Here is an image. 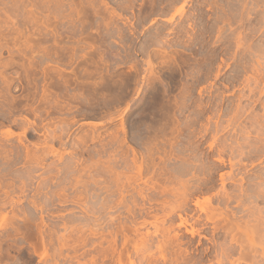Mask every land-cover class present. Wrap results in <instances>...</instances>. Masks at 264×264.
Instances as JSON below:
<instances>
[{
	"label": "rangeland",
	"instance_id": "374dc122",
	"mask_svg": "<svg viewBox=\"0 0 264 264\" xmlns=\"http://www.w3.org/2000/svg\"><path fill=\"white\" fill-rule=\"evenodd\" d=\"M263 19L264 0H0V264H91L95 230L119 249L128 241L122 234L140 228L150 233L149 245L157 246V230L179 224L177 211L172 224L162 223L161 209L137 211L141 207L132 202L147 209L166 195L174 199L194 174L191 167L219 165L217 146L211 150L210 142L220 102L225 110L237 104L236 95H249V87L264 89ZM258 71L262 80L255 86ZM258 90L253 97L261 95L264 102ZM263 112L253 115L262 119ZM230 128L219 134L222 141L236 138L237 127ZM257 158L246 162L248 180L264 173ZM158 168L165 192L144 186ZM220 170L231 172L227 164ZM195 178V186L203 185V176ZM213 181L210 192L196 196L211 199V207L220 210L219 174ZM237 184L226 181L224 190L236 191ZM139 188L147 190L144 197ZM121 196L126 203L118 205ZM260 200L255 204L263 215L233 211L235 221L254 234L246 238L252 247L243 243L247 251L253 244L264 248ZM189 214L200 217L197 229L206 224L201 235L178 231L189 264H218L217 254L205 258L204 249L217 250L232 237H214L202 211ZM258 222L261 229L254 227ZM141 255L133 252L132 258L138 262ZM167 255L172 260L174 253ZM240 261L251 264L248 258Z\"/></svg>",
	"mask_w": 264,
	"mask_h": 264
},
{
	"label": "bare ground",
	"instance_id": "6f19581e",
	"mask_svg": "<svg viewBox=\"0 0 264 264\" xmlns=\"http://www.w3.org/2000/svg\"><path fill=\"white\" fill-rule=\"evenodd\" d=\"M247 3V2H246ZM184 7L182 6L181 8H179L178 10L182 13L184 12ZM178 11V12H179ZM179 14V13H178ZM183 14V13H182ZM181 15V14H179ZM263 18V17H262ZM264 20V19H263ZM263 22V21H261ZM264 24V23H263ZM263 29V28H262ZM264 34V33H262ZM242 39V38H241ZM238 45V44H237ZM248 55V54H247ZM254 56V55H253ZM206 57V56H205ZM207 58V57H206ZM234 59V57H233ZM205 60V59H204ZM208 60V58H207ZM235 60V59H234ZM208 63V62H207ZM245 65V64H244ZM243 65V66H244ZM214 67V66H213ZM240 70V68L238 69ZM244 71V67L242 69ZM241 73V71H238ZM255 74V73H254ZM258 74L259 71H258ZM239 76L241 74H238ZM257 75V74H256ZM204 76V75H203ZM260 78L261 77V74L260 76L258 75L256 78ZM207 78V77H206ZM236 78V76L234 77V79ZM259 78L258 80L255 79L253 80V82L255 81V86L256 84H258L259 82ZM233 79V78H232ZM231 79V80H232ZM238 79V78H237ZM253 79V77H252ZM247 80V79H246ZM262 80V77L261 79ZM264 80V79H263ZM234 80H232L233 82ZM236 81V80H235ZM234 81V82H235ZM248 82V81H247ZM249 82H250V78H249ZM248 82V83H249ZM262 82V81H261ZM260 84V83H259ZM247 83H245V87ZM251 85V84H250ZM249 86V84H248ZM244 87V88H245ZM254 87V86H253ZM253 87H249V89L247 91H249V95L247 96H243L244 94L243 93H238V94H243L241 96H237V98H235V100H237V104H235L233 101V103L235 104L234 108L233 109H230L228 107L232 106L231 105L232 103H230V106L226 107L227 109H223L222 108V104L220 102L221 105V109L220 111L218 112V116H219V120L218 122L215 121L216 123L214 124V130H213V133L212 132H209V130L207 129V133H206V130H205V133L208 134V133H212V138H211V142H210V148L211 150H214L213 148H216V154H217V158H216V161L219 162V165H216V164H211L210 165H207V164H201L199 165L197 168L195 165H193V163L191 162V164L195 167H191L190 170H194V174L192 175V177L190 178V180H187L186 182H184L183 180L185 179H182V181L184 183H182L179 180H177L178 182L180 181L182 184H181V189L182 190V193L180 195H176L174 196L175 198L179 197V199L177 200H174L175 198L171 196V198H174V199H171L169 200V196L166 195V198L163 199L162 203L158 202V205H152L149 209H144L143 206H145V204H139L137 202V204L133 201L132 204L134 203L133 208H136V207H141L139 210L137 211H149V210H155V206H156V209H161V211H163L165 213V216L162 220V223H165V222H169V223H173L174 220V217H173V213L177 211L176 215L179 219V224H177V227L174 228V223L172 225H170V227H168L167 229L165 230H157V232L159 233L157 236V239L158 240V244L157 246H155L154 248L156 249V252H153V247L154 245L150 246L149 245V242H150V239H151V236H150V233H142L140 228H135V230L132 232L130 231L131 233L129 235L131 236H127L125 233H121V231L118 230V232L114 235H116V237H118L117 235H123V238L125 240H127L126 237H128V241L124 242L122 245H121V248H117L116 246V241L113 239L112 241H110L107 236L105 234H99L98 230L96 231L95 230V233H94V236L97 238L98 236V239H95L93 242H92V254H93V258H92V262L91 264H107V261L111 259V257H115L117 256V259H116V264H157L156 261H157V258H161L163 260V264H189L190 262H192V259L190 257L187 256V251L183 250V245H182V242L180 241V236H178V231H180L181 228H184L186 230V232L192 236H195V235H201V230L204 229V227L206 226V224H203V229L199 230V228L197 229L196 225L198 223V220L200 219V217L196 220L194 216H190L189 214V211H202L206 218H207V222L211 223L212 224V234L215 236L217 235H220L222 234V236H224L225 238H228L227 236L229 237H232V239L230 240V242L226 245V244H223V245H220L219 247H217L218 249L216 250L215 248H211V247H207L206 249H204V253L202 254L205 258L206 257H211L214 253L217 254L218 256V264H237V262H239L241 259H243L244 261L247 260V258L250 260L251 264H255L256 262V259L258 258L259 255H261L262 257V260H258L257 263L258 264H264V248L260 250H256L254 247L255 244H253V248L251 249H254V250H250V247L246 246L247 249H249L248 251L246 250V248L244 247L245 245L243 244L244 242H251V239L250 240H247L246 238H249V235H252L254 236V234H251L249 233L250 230H247L246 227H242L237 221H235L236 219L234 218L235 216V212L233 211H240V212H246V211H261L259 207H257L256 204H258V200H260V202L263 200L264 202V173H257V175L253 178V179H250L248 180L247 177L250 175L248 174H245L247 173L248 169L247 170V160L249 161L252 157L256 156V158L258 159V162L263 164L264 163V114H262L263 116V120L261 119V116L257 115L258 118L260 117V119L257 118L256 115H253V113H255V111L258 109L260 110H263L264 111V102H262L261 100V95L259 94H262L264 89H261V90H258V88H254ZM252 88V89H251ZM246 89V88H245ZM258 90V92L256 91V93H258V98H255V96H257L256 94L254 95L253 97V94L255 93V90ZM260 89V88H259ZM109 90H113V86H109ZM263 90V91H262ZM260 92V93H259ZM234 94V93H232ZM236 94V93H235ZM235 97V96H234ZM246 97V98H244ZM261 97V98H260ZM222 99V98H221ZM225 100V99H224ZM229 100V99H228ZM223 101V100H221ZM226 101V100H225ZM231 101V100H230ZM264 101V100H263ZM224 102V101H223ZM246 102V104L244 103ZM244 103V104H243ZM183 104H181V107H182ZM218 107V106H217ZM231 107V108H232ZM180 110V109H179ZM216 113V112H215ZM264 113V112H263ZM257 114V113H256ZM224 115L226 116H229L228 117V120L226 121V124L224 123V125L226 126H222L223 124L222 123V119L224 117ZM217 116V117H218ZM223 116V117H222ZM226 116V117H227ZM222 117V118H221ZM225 117V118H226ZM213 119V118H212ZM211 119V120H212ZM227 119V118H226ZM221 120V122H220ZM243 122H245V124H243ZM209 123V122H208ZM221 124V125H220ZM249 124V125H248ZM210 125V124H209ZM230 127H237V130H234V132L236 131V138L233 140V139H228V140H223V138H221L219 136L220 133H223L225 130L229 129ZM206 129V128H205ZM231 129V128H230ZM124 130V129H123ZM232 130V129H231ZM212 131V130H210ZM229 131V130H228ZM124 132V131H123ZM231 132V131H230ZM225 133V132H224ZM232 133V132H231ZM253 134L254 136L257 135V137H254L253 138ZM256 134V135H255ZM240 136V137H239ZM234 137V136H233ZM238 137L240 138V141H238ZM206 138L205 134L203 135V140ZM226 138V137H225ZM227 139V138H226ZM226 154H229L228 157L225 159V156ZM36 156V155H35ZM34 156V160L36 162H39V159L40 157H35ZM171 157V156H170ZM180 157V156H178ZM137 157H135L136 159ZM137 160V159H136ZM138 161V160H137ZM185 162L187 161V163H189L188 160H184ZM255 161V160H253ZM252 161V162H253ZM163 162V161H162ZM247 162V164H246ZM251 162V160H250ZM251 162V163H252ZM134 163V162H133ZM138 163V162H137ZM161 163V162H160ZM207 163V162H206ZM255 163V162H254ZM253 164H250L251 166L254 165ZM135 164H136V161H135ZM140 164V163H139ZM190 164V166H191ZM227 165H229L230 169H231V172L229 173L228 171L226 172L227 174H224V173H221L220 171V168L221 167H225ZM137 165V164H136ZM136 165H134L135 167H137ZM141 165V164H140ZM160 165V164H159ZM158 165V166H159ZM264 165V164H263ZM114 165H110L108 167L109 171L111 173H113V167ZM186 166V165H185ZM188 166V167H187ZM187 169L190 168L189 165H187ZM202 166V167H201ZM139 167V166H138ZM137 167V168H138ZM254 167V166H253ZM140 168V167H139ZM138 168V169H139ZM249 168V167H248ZM259 168V167H258ZM182 171L184 169H181ZM192 170V171H193ZM141 171V169H140ZM180 171V170H179ZM183 171V172H184ZM116 172V171H114ZM139 172V171H138ZM188 171H186L187 173ZM191 172V171H190ZM224 172V170H223ZM237 172V173H236ZM244 172V173H243ZM163 169L161 168H158V172L155 174H153L152 178H156V176L158 177L156 179V181L154 179H151L148 180L144 185L145 187H147V189L149 188L150 191L154 192V190H158L160 189L161 191H166V189L164 188V184L162 185V181H161V177L163 176ZM175 173V172H174ZM177 173V172H176ZM175 173V174H176ZM185 172L183 173L184 175L186 174ZM120 174V173H119ZM174 174V175H175ZM192 174V173H191ZM190 174V175H191ZM219 174V178H220V181L222 182V189L223 191H218V192H221V195L218 197L219 198V205L222 206L223 208L222 209H218L219 206H217V208H212L211 207V202L212 200L211 199H206L204 200L203 202H201V200L199 199V197L197 198V194L201 193H205V192H208L210 189V187L212 186V184H214L215 181H213V178ZM118 175V174H117ZM140 175V173H139ZM168 175V174H167ZM169 175H172L173 174H169ZM183 175L184 178H186L185 176ZM187 175V174H186ZM189 175V173H188ZM195 175V176H194ZM203 176V183L201 181V183L203 185H200V181L197 179V182L199 183L198 185H194L191 180L193 181V179L196 177V176H199L200 177ZM248 175V176H246ZM178 176H179V172H178ZM115 177H117L115 175ZM119 177V178H118ZM118 180L120 179V175H118ZM175 177V176H174ZM173 177V178H174ZM179 177H182V176H179ZM188 177V176H187ZM190 177V176H189ZM250 177V176H249ZM248 177V178H249ZM117 178H114L115 179V182H116V179ZM171 178V176L169 177ZM168 178V179H169ZM171 178V179H173ZM178 178V177H177ZM251 178V177H250ZM96 179V178H94ZM140 179V178H139ZM187 179V178H186ZM117 180V181H118ZM121 180V179H120ZM175 180H176V177H175ZM196 180V178H195ZM201 180V179H200ZM171 183H172V180H170ZM174 181V180H173ZM177 181H175L173 183L176 184ZM226 181H230L232 182V184H236L238 183L236 188V191H231V192H227L225 189L226 187ZM44 182V181H42ZM97 182V181H96ZM119 182V181H118ZM151 182V183H150ZM179 182V183H180ZM191 182V184H190ZM196 182V181H195ZM121 183V182H120ZM119 183V184H120ZM229 183V182H227ZM96 187L94 188H98L97 186V183H94ZM117 184V187L118 185ZM122 184V183H121ZM124 184V183H123ZM194 186H193V185ZM209 184H211L210 187ZM151 185V186H150ZM180 185V184H178ZM247 185V186H246ZM40 186V185H39ZM175 186V185H174ZM191 186H193L191 188ZM41 187V186H40ZM39 187V188H40ZM120 187V186H119ZM123 187V186H122ZM37 188H38V185H37ZM38 188V189H39ZM125 188V186H124ZM41 189V188H40ZM137 189V188H136ZM213 189V188H212ZM98 189H96L95 191H97ZM117 190V189H116ZM124 190V189H123ZM144 190V188L140 189L139 188V192L137 193L139 196L142 195V197H144V193L146 192L144 191V193H142L141 191ZM109 191V190H108ZM111 191V190H110ZM114 191V190H113ZM112 191V192H113ZM174 191V190H172ZM217 191V190H216ZM111 192V193H112ZM122 192V191H121ZM124 192V191H123ZM122 192V193H123ZM210 192V191H209ZM8 193V192H7ZM128 193V192H127ZM141 193V195H140ZM171 193V192H169ZM173 193V192H172ZM214 193V192H213ZM113 194V193H112ZM121 194V193H120ZM122 195V194H121ZM124 195V194H123ZM155 196V193H151L149 198L151 199L152 197L151 196ZM172 195H175V194H172ZM147 196V195H146ZM199 196V195H198ZM217 196V194H216ZM122 200V196L120 197ZM148 198V199H149ZM194 198H196V200H194ZM213 198V197H212ZM216 198V197H214ZM107 199V197H106ZM153 199V198H152ZM151 199V200H152ZM125 200V198H124ZM144 200V198H143ZM142 200V201H143ZM146 200V198H145ZM148 201V200H147ZM153 201V200H152ZM215 201V199H214ZM121 202L122 203H126V202H123L120 201L118 202L117 204L121 205ZM154 202V201H153ZM152 202V203H153ZM258 202V203H257ZM262 202V203H263ZM148 203V202H147ZM151 203V204H152ZM256 203V204H255ZM35 208L36 207H40L39 205H36L37 203L36 202H33L32 203ZM116 204V206H118ZM150 204V202H149ZM123 207H125L123 204H122ZM128 206V204H127ZM131 206V207H132ZM192 206L196 207L197 209H194L192 210ZM119 207V206H118ZM129 207V206H128ZM143 207V208H142ZM215 207V206H214ZM221 208V207H220ZM259 208V209H258ZM44 208L42 207V210ZM131 209V208H130ZM128 209L129 211H133V210H130ZM137 209V208H136ZM135 209V210H136ZM254 209V210H253ZM263 210V209H262ZM159 211V210H158ZM226 211H231L230 213H226ZM238 213V212H237ZM250 213V212H249ZM262 214L261 212L259 213V215ZM255 215V214H254ZM263 215V214H262ZM238 216V215H237ZM236 217V216H235ZM240 217V216H239ZM248 216H244V218ZM251 217V216H250ZM253 217V216H252ZM262 218L260 220L262 224H264V216H261ZM202 218V217H201ZM258 218V217H257ZM260 218V217H259ZM191 219H195L194 222H191L190 220ZM238 219V218H237ZM200 221V220H199ZM240 221V220H239ZM249 221V220H248ZM258 221V220H257ZM223 223V224H222ZM246 223V222H245ZM244 223V224H245ZM199 224V223H198ZM242 224V223H241ZM248 225V223H246ZM245 224V225H246ZM261 224V225H262ZM243 225V226H245ZM254 225V224H253ZM258 226H254L256 227L255 229H258L261 227H259V222L257 224ZM249 226V225H248ZM258 227V228H257ZM142 229V228H141ZM251 229H254V228H251ZM264 229V227L262 228ZM248 231V233H247ZM174 233L173 235H171V233ZM237 232V233H236ZM256 232V234L258 233V230H255L254 233ZM235 233V234H234ZM249 234V235H248ZM255 234V235H256ZM261 234V233H260ZM212 235V236H213ZM239 235V236H237ZM133 236V238H131ZM260 236V235H259ZM264 236V234H263ZM238 237V238H237ZM245 238V239H244ZM259 238V237H257ZM262 236H261V240H262ZM152 240V239H151ZM244 240V241H243ZM247 240V241H245ZM254 240V239H253ZM260 240V239H259ZM130 241V242H129ZM134 242L133 246H132V250L130 249V244L132 242ZM256 241V240H255ZM263 241V240H262ZM130 244H129V243ZM248 243L249 246L252 245V243ZM253 242V241H252ZM259 242V241H258ZM261 242V241H260ZM259 242V244H260ZM106 244H108V246H104ZM114 243V244H113ZM254 243V242H253ZM257 243V241H256ZM263 243V242H262ZM261 243V245H263ZM155 244V243H154ZM212 244V243H211ZM140 245H144L145 248H141ZM156 245V244H155ZM247 245V244H246ZM214 246V245H213ZM252 247V246H251ZM258 247V246H257ZM256 247V248H257ZM237 248L240 250H237ZM245 248V249H244ZM238 251V255H240L239 259L237 258V260H234L231 262V257L233 256V254H237V251ZM133 252H135L136 254L141 255V257L137 261L134 260V258H132L133 256ZM174 253V256H173V259L170 260V258H167L169 253ZM260 252V254H258ZM234 257V256H233ZM260 257V256H259ZM260 257V258H261ZM214 258V257H213ZM262 261V262H260ZM210 262V261H209ZM216 262V263H217ZM241 262V261H240ZM260 262V263H259ZM247 263V262H246ZM240 264V263H238Z\"/></svg>",
	"mask_w": 264,
	"mask_h": 264
}]
</instances>
